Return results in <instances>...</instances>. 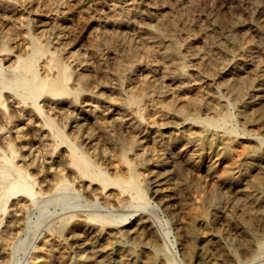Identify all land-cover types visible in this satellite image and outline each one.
Returning <instances> with one entry per match:
<instances>
[{
    "label": "bare ground",
    "instance_id": "1",
    "mask_svg": "<svg viewBox=\"0 0 264 264\" xmlns=\"http://www.w3.org/2000/svg\"><path fill=\"white\" fill-rule=\"evenodd\" d=\"M91 1L0 0V213L8 214L10 201L24 212L44 194L51 173L55 190L81 183L108 206L155 200L170 216L189 263L197 249L198 264H222L210 254L214 246L230 264H241V255L257 257L264 251V138L258 134L264 132V69L254 63V44L240 45L230 33L238 45L235 71L223 86L241 100L239 117L252 130L243 137L228 127L229 115L215 101L220 97L201 88L205 77L190 73L184 59L166 70V95L150 99L156 86L136 74L133 61L140 52L127 36L117 47L132 58L128 89L110 100L92 92L90 68L69 48L68 29L86 18ZM141 9L136 6V17ZM202 108L217 117L201 116ZM130 216L101 224L64 219L50 236L69 232L94 246L92 258L84 255L73 264H175L150 217L141 214L127 223ZM222 221L226 231L219 229ZM24 222V214H15L1 228L0 219V252ZM51 238L43 239L35 264L45 258L67 263L65 254L55 256Z\"/></svg>",
    "mask_w": 264,
    "mask_h": 264
},
{
    "label": "rangeland",
    "instance_id": "2",
    "mask_svg": "<svg viewBox=\"0 0 264 264\" xmlns=\"http://www.w3.org/2000/svg\"><path fill=\"white\" fill-rule=\"evenodd\" d=\"M136 6L142 8L141 17L135 16ZM262 15L264 0H148L145 5H140L139 0H92L86 18L69 24L68 29L73 31L69 48L88 63L92 83L90 89L106 100L117 98L122 91H126L132 76L129 52L117 47L120 37L127 36L138 47L140 57L133 61L137 68L136 74L153 81L157 90L150 95V99L157 100L166 95L169 88L166 70L173 61L184 59L190 73L199 71L205 77L206 83H202L201 88H205L209 94L216 92L220 97V100L215 101L222 104L221 113L229 115L228 127L244 137V132H250L251 129L246 128L239 117L241 100L223 86L235 71L232 65L238 45L230 39V33L235 34L240 45L246 46L248 42L254 44V63L264 69ZM235 24L240 26L239 30H232ZM170 48H174L175 52L168 54ZM123 63L124 66H121ZM261 101L259 99L264 104V97ZM150 109L152 112L153 108ZM200 114L203 117H217V113L205 108L201 109ZM258 134L264 138V132L259 131ZM50 176V180L43 184L44 194L37 196L24 212L20 204L12 207L10 201L8 214L0 213L4 221L1 228L9 225L10 217L15 214H24L25 217L24 225L15 234L14 240L6 250L0 252V264H35L34 256L46 237H52L56 257H63L64 254L68 257L66 264H73L74 259L84 255L92 258L94 246L87 240L73 238L69 232L61 237L50 236L60 221L93 218L98 224L106 220L120 223L130 214L134 215L130 216L127 223L141 214L150 217L161 237L166 257L175 264H198L197 249H193V262L184 259L179 251L172 220L157 206L155 200L143 204L135 202L126 207L108 206L101 195L92 197L87 194L81 183L74 182L69 189L55 190L52 187L53 174L50 173ZM219 229L227 230L224 221L220 223ZM220 242L228 245L225 238ZM219 251L221 249L214 246L210 254L222 264H230ZM240 258L241 264H264V251L254 258L244 255ZM47 259L40 260L38 264H61L58 259L53 263H48Z\"/></svg>",
    "mask_w": 264,
    "mask_h": 264
}]
</instances>
